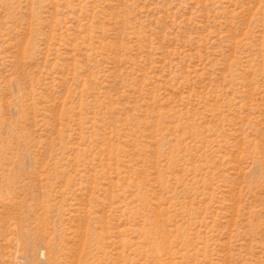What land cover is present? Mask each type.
I'll return each instance as SVG.
<instances>
[{
  "label": "rangeland",
  "instance_id": "374dc122",
  "mask_svg": "<svg viewBox=\"0 0 264 264\" xmlns=\"http://www.w3.org/2000/svg\"><path fill=\"white\" fill-rule=\"evenodd\" d=\"M0 264H264V0H0Z\"/></svg>",
  "mask_w": 264,
  "mask_h": 264
}]
</instances>
